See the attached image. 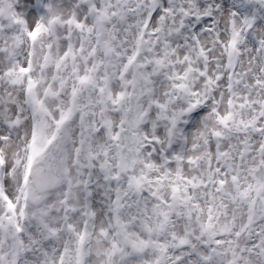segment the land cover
I'll list each match as a JSON object with an SVG mask.
<instances>
[{
    "label": "snow or ice",
    "instance_id": "1",
    "mask_svg": "<svg viewBox=\"0 0 264 264\" xmlns=\"http://www.w3.org/2000/svg\"><path fill=\"white\" fill-rule=\"evenodd\" d=\"M0 264H264V0H0Z\"/></svg>",
    "mask_w": 264,
    "mask_h": 264
}]
</instances>
